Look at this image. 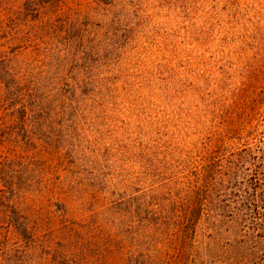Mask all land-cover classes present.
<instances>
[{"label": "trees", "instance_id": "1", "mask_svg": "<svg viewBox=\"0 0 264 264\" xmlns=\"http://www.w3.org/2000/svg\"><path fill=\"white\" fill-rule=\"evenodd\" d=\"M90 2L61 0L43 73L0 60L9 121L60 157L89 156L79 186L107 200L110 228L124 221L127 264H264V22L248 14L238 38L168 55L143 41V0ZM14 164L0 165L5 189L29 180ZM11 214L24 250L0 235V264H28Z\"/></svg>", "mask_w": 264, "mask_h": 264}, {"label": "rangeland", "instance_id": "2", "mask_svg": "<svg viewBox=\"0 0 264 264\" xmlns=\"http://www.w3.org/2000/svg\"><path fill=\"white\" fill-rule=\"evenodd\" d=\"M64 2L81 12L91 3ZM142 5L146 14L143 41L167 43L162 46L168 55L190 48L204 52L225 38H238L241 28H253L248 14L254 15V26L264 22V0H143ZM61 8V0H0L3 65L17 64L21 75L46 71L43 66L51 51L49 44L51 40L56 43L51 28ZM9 114L0 103V165L14 162L12 173L28 170L29 180L16 189L0 184V235L8 236V246L24 250L13 227L5 223L16 211L25 219L33 242L28 264H127L124 221L118 220V227L110 228L105 215L107 200L79 186L77 176L88 169L82 160L89 156L60 157L50 152L45 137L42 142L26 133L29 127L16 126L9 121ZM111 238L116 242L113 249Z\"/></svg>", "mask_w": 264, "mask_h": 264}]
</instances>
